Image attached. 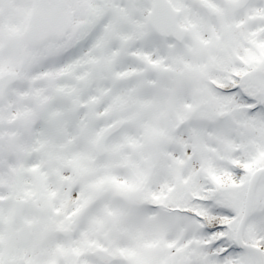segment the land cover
I'll use <instances>...</instances> for the list:
<instances>
[{
  "label": "snow or ice",
  "instance_id": "6c2138e0",
  "mask_svg": "<svg viewBox=\"0 0 264 264\" xmlns=\"http://www.w3.org/2000/svg\"><path fill=\"white\" fill-rule=\"evenodd\" d=\"M0 264H264V0H0Z\"/></svg>",
  "mask_w": 264,
  "mask_h": 264
}]
</instances>
